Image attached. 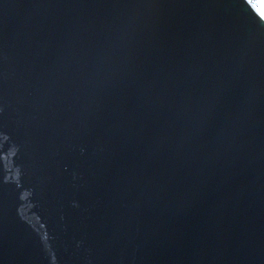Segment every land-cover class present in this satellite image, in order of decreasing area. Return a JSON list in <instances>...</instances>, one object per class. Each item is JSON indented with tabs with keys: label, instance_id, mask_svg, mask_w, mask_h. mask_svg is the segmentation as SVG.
<instances>
[{
	"label": "water",
	"instance_id": "water-1",
	"mask_svg": "<svg viewBox=\"0 0 264 264\" xmlns=\"http://www.w3.org/2000/svg\"><path fill=\"white\" fill-rule=\"evenodd\" d=\"M0 264H264V0H0Z\"/></svg>",
	"mask_w": 264,
	"mask_h": 264
}]
</instances>
